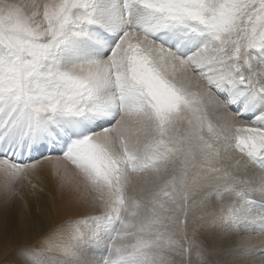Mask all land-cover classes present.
Returning <instances> with one entry per match:
<instances>
[{"label":"snow or ice","instance_id":"6c2138e0","mask_svg":"<svg viewBox=\"0 0 264 264\" xmlns=\"http://www.w3.org/2000/svg\"><path fill=\"white\" fill-rule=\"evenodd\" d=\"M46 174L67 195L18 264H220L204 223L264 235V0H0L6 203L43 214Z\"/></svg>","mask_w":264,"mask_h":264},{"label":"bare ground","instance_id":"6f19581e","mask_svg":"<svg viewBox=\"0 0 264 264\" xmlns=\"http://www.w3.org/2000/svg\"><path fill=\"white\" fill-rule=\"evenodd\" d=\"M45 192L41 193L39 201L44 213L37 212V201L30 194H26L24 201L17 199L12 206L2 203L0 208V264H18L19 250L25 247H39L41 236L48 231L50 221L58 220L60 209L67 193L58 191L56 181L50 175L44 176ZM45 216L50 219H45ZM221 231V230H220ZM224 234L237 233L235 237H225L209 247L217 250V260L220 264H259L264 257L246 254L264 248V235H248L243 232L221 231ZM247 241V247L245 242ZM261 264V263H260Z\"/></svg>","mask_w":264,"mask_h":264},{"label":"rangeland","instance_id":"374dc122","mask_svg":"<svg viewBox=\"0 0 264 264\" xmlns=\"http://www.w3.org/2000/svg\"><path fill=\"white\" fill-rule=\"evenodd\" d=\"M2 203H6V201H5V198H4L2 190H0V208L3 205ZM6 204L14 206V205L17 204V199L13 200V201H10V202H7ZM191 219L192 218L190 217V228H189L190 231H191V228H192ZM196 224L197 225L201 224V221L197 220ZM220 230L221 229H219L217 227H214L210 223H204L203 224V227H201L200 230H199V235H200L201 240L205 244V246L209 247V245H212V243H216L218 240L228 241V240L225 239V237H235L234 235H237V233L224 234L223 232H221L223 230H221V231ZM220 235H224L225 237H221ZM262 262H264V261H262ZM262 262H258V263L262 264Z\"/></svg>","mask_w":264,"mask_h":264}]
</instances>
